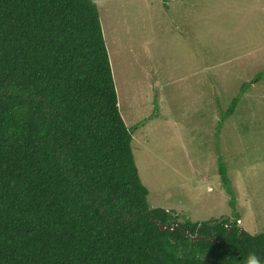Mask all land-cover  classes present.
Wrapping results in <instances>:
<instances>
[{"label": "trees", "instance_id": "trees-1", "mask_svg": "<svg viewBox=\"0 0 264 264\" xmlns=\"http://www.w3.org/2000/svg\"><path fill=\"white\" fill-rule=\"evenodd\" d=\"M263 79L241 87L221 127ZM136 129L120 113L99 7L0 0V264H244L253 252L264 264V232L245 231L236 210L191 223L150 205Z\"/></svg>", "mask_w": 264, "mask_h": 264}, {"label": "rangeland", "instance_id": "rangeland-1", "mask_svg": "<svg viewBox=\"0 0 264 264\" xmlns=\"http://www.w3.org/2000/svg\"><path fill=\"white\" fill-rule=\"evenodd\" d=\"M119 100L149 203L264 232V0H100ZM221 168L236 196L229 204ZM224 180V176H223Z\"/></svg>", "mask_w": 264, "mask_h": 264}, {"label": "clouds", "instance_id": "clouds-1", "mask_svg": "<svg viewBox=\"0 0 264 264\" xmlns=\"http://www.w3.org/2000/svg\"><path fill=\"white\" fill-rule=\"evenodd\" d=\"M91 4L93 6L99 7L100 0H91ZM244 264H262V258L254 252L249 253V255L244 260Z\"/></svg>", "mask_w": 264, "mask_h": 264}, {"label": "water", "instance_id": "water-1", "mask_svg": "<svg viewBox=\"0 0 264 264\" xmlns=\"http://www.w3.org/2000/svg\"><path fill=\"white\" fill-rule=\"evenodd\" d=\"M162 229H164V230H165V229H166V227H165V226H162ZM197 239H199V238H197Z\"/></svg>", "mask_w": 264, "mask_h": 264}]
</instances>
